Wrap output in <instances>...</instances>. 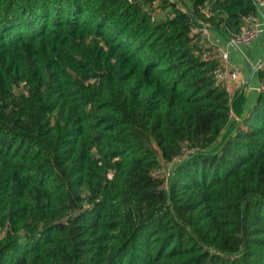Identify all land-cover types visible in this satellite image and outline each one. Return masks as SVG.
Wrapping results in <instances>:
<instances>
[{"label": "trees", "instance_id": "1", "mask_svg": "<svg viewBox=\"0 0 264 264\" xmlns=\"http://www.w3.org/2000/svg\"><path fill=\"white\" fill-rule=\"evenodd\" d=\"M173 1L0 0V264H264V94L191 35L259 7Z\"/></svg>", "mask_w": 264, "mask_h": 264}, {"label": "built area", "instance_id": "2", "mask_svg": "<svg viewBox=\"0 0 264 264\" xmlns=\"http://www.w3.org/2000/svg\"><path fill=\"white\" fill-rule=\"evenodd\" d=\"M129 1L132 2L133 0ZM169 1L172 3L174 2L173 0ZM255 1L259 7L258 13L245 17L240 32L226 39V44L228 48L234 49L240 53L242 58H244V60L251 67L253 72L263 73V77L257 87H250L249 84L244 80L246 76V70L244 68L232 66L228 51L212 41V31L207 26L201 24L202 26L200 25L195 27L191 32V35L198 37L205 46V49L202 51H195L194 55L199 57L201 60H208L210 57H216L219 61V65L213 73L215 87L224 90L229 95L231 100L236 95V91H234L232 86L233 83H241L244 88L248 87L258 94H264V58L255 65H252L242 51L243 47L253 44L264 32V3L262 0ZM150 6L152 9L157 11V2H153ZM177 8L184 12V9L180 5H178ZM156 11L155 13H151L153 21L156 20ZM260 15L263 17V21L259 20ZM165 17L169 19L173 18L172 15H166ZM247 117L248 113L245 116H239L236 114L233 108L230 110L231 120L236 121L239 124H242ZM189 154H191V152L187 151L184 153V156Z\"/></svg>", "mask_w": 264, "mask_h": 264}, {"label": "crops", "instance_id": "3", "mask_svg": "<svg viewBox=\"0 0 264 264\" xmlns=\"http://www.w3.org/2000/svg\"><path fill=\"white\" fill-rule=\"evenodd\" d=\"M259 20L263 21V17L261 15L259 17ZM211 39L215 44L225 48L228 51L232 66L244 68L246 70V76L244 80L249 84V86L257 87L263 77V73L261 72L251 73V68L248 65V63L244 60V58H242L239 52L227 47L226 44L227 42L224 37L212 33ZM242 51L245 57L252 65H255L256 63L261 61L264 58V32L253 44L243 47ZM250 74L252 76L250 80H248ZM232 86L234 91H236V93L244 94L246 98V104L244 106V114H243V116H245L249 112V110L255 106L259 94L249 89L248 87L244 88V86H242L241 83H233Z\"/></svg>", "mask_w": 264, "mask_h": 264}, {"label": "water", "instance_id": "4", "mask_svg": "<svg viewBox=\"0 0 264 264\" xmlns=\"http://www.w3.org/2000/svg\"><path fill=\"white\" fill-rule=\"evenodd\" d=\"M250 68H251V67H250ZM252 72H253V70L251 69V73H252ZM251 76H252V75L250 74V76H249L248 80H250Z\"/></svg>", "mask_w": 264, "mask_h": 264}]
</instances>
